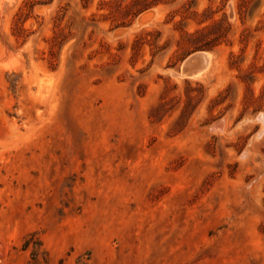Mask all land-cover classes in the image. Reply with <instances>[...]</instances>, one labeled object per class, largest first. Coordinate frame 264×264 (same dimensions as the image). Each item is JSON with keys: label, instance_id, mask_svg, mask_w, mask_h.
Segmentation results:
<instances>
[{"label": "rangeland", "instance_id": "1", "mask_svg": "<svg viewBox=\"0 0 264 264\" xmlns=\"http://www.w3.org/2000/svg\"><path fill=\"white\" fill-rule=\"evenodd\" d=\"M263 121L264 0H0V264H264Z\"/></svg>", "mask_w": 264, "mask_h": 264}, {"label": "water", "instance_id": "2", "mask_svg": "<svg viewBox=\"0 0 264 264\" xmlns=\"http://www.w3.org/2000/svg\"><path fill=\"white\" fill-rule=\"evenodd\" d=\"M210 63V56L207 53H196L189 57L181 69L182 75L195 77L202 73Z\"/></svg>", "mask_w": 264, "mask_h": 264}, {"label": "bare ground", "instance_id": "3", "mask_svg": "<svg viewBox=\"0 0 264 264\" xmlns=\"http://www.w3.org/2000/svg\"><path fill=\"white\" fill-rule=\"evenodd\" d=\"M261 116H262V114H261ZM262 118H263V117H262ZM258 121H260V119H258ZM263 122H264V121H263ZM263 122H262V123H263ZM263 124H264V123H263ZM262 126H263V125H262ZM262 130H263V127H262ZM219 131H220V130H219ZM260 131H261V130H260ZM263 131H264V130H263ZM263 131H262V132H263ZM258 134H259V133H258ZM258 134H257V135H258ZM262 134H263V133H262ZM259 136H261V134H260ZM245 156H246V155H245Z\"/></svg>", "mask_w": 264, "mask_h": 264}]
</instances>
